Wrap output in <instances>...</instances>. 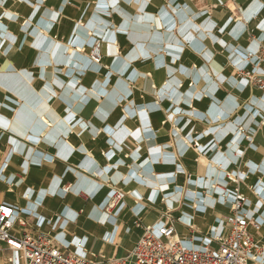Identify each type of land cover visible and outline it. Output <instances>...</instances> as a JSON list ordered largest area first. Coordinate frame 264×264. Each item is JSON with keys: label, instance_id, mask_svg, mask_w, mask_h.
Listing matches in <instances>:
<instances>
[{"label": "crops", "instance_id": "obj_1", "mask_svg": "<svg viewBox=\"0 0 264 264\" xmlns=\"http://www.w3.org/2000/svg\"><path fill=\"white\" fill-rule=\"evenodd\" d=\"M252 37L264 0H0V205L67 251L120 259L134 221L166 207L190 247L222 233L226 173H244L264 245V94L234 72L261 71ZM115 188L128 194L107 213ZM0 264L24 261L2 245Z\"/></svg>", "mask_w": 264, "mask_h": 264}, {"label": "built area", "instance_id": "obj_2", "mask_svg": "<svg viewBox=\"0 0 264 264\" xmlns=\"http://www.w3.org/2000/svg\"><path fill=\"white\" fill-rule=\"evenodd\" d=\"M252 39L259 47L248 52L247 61L261 71L236 68L234 72L236 77L246 79L264 94V44ZM83 50L78 49L79 52ZM89 56L92 62L102 65L101 40L95 42ZM193 146L197 149L200 143L196 141ZM244 175L226 173L227 180L236 185L234 202L232 213L224 219L223 232L215 238V245L208 244L202 249L186 245L176 230L180 218L174 217V210L166 207L157 223L145 225L140 219L134 221L142 234L125 257L106 260L101 254H92L91 258H86L58 246L49 233L27 232V222L19 215L20 209L1 204L0 251L5 245L7 250L19 254L24 264H264V245L251 231L259 234L261 225L245 211L248 197L240 191ZM63 191L69 193L70 186L64 187ZM127 194L123 189L115 188L106 212L112 213ZM17 226L24 229L21 234L17 232Z\"/></svg>", "mask_w": 264, "mask_h": 264}, {"label": "rangeland", "instance_id": "obj_3", "mask_svg": "<svg viewBox=\"0 0 264 264\" xmlns=\"http://www.w3.org/2000/svg\"><path fill=\"white\" fill-rule=\"evenodd\" d=\"M103 63L104 62H103V59H102V65H103ZM244 183H246L245 180L242 182V184H244ZM250 189L252 191H254L253 186H250ZM191 233H192V235H194V238H192L190 236L188 239H190V241L195 245L194 247H196V248H203V247L207 246L208 244L215 245V242H216L215 241V238L221 235V229L219 227H217V228H214L213 230H211L210 233L207 236L205 235L203 237V240H201V243L200 244H198L196 242V240H195V236L197 234H195L194 231L191 232ZM181 236L184 237V232L183 231L181 232ZM206 237H208L209 239H207Z\"/></svg>", "mask_w": 264, "mask_h": 264}, {"label": "bare ground", "instance_id": "obj_4", "mask_svg": "<svg viewBox=\"0 0 264 264\" xmlns=\"http://www.w3.org/2000/svg\"><path fill=\"white\" fill-rule=\"evenodd\" d=\"M96 48H97V46H96Z\"/></svg>", "mask_w": 264, "mask_h": 264}]
</instances>
